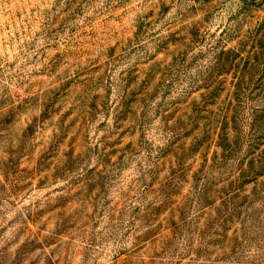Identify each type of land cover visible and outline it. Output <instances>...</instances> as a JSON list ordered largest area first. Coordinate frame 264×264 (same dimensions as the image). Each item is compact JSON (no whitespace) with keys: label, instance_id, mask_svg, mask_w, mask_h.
<instances>
[{"label":"rangeland","instance_id":"obj_1","mask_svg":"<svg viewBox=\"0 0 264 264\" xmlns=\"http://www.w3.org/2000/svg\"><path fill=\"white\" fill-rule=\"evenodd\" d=\"M0 264H264V0H0Z\"/></svg>","mask_w":264,"mask_h":264}]
</instances>
